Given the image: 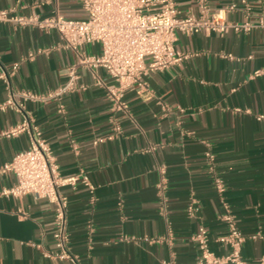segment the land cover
<instances>
[{
    "label": "crops",
    "instance_id": "1",
    "mask_svg": "<svg viewBox=\"0 0 264 264\" xmlns=\"http://www.w3.org/2000/svg\"><path fill=\"white\" fill-rule=\"evenodd\" d=\"M180 17L221 14L249 30L221 36L177 34L181 64L151 73L125 92L126 111H116L105 70L77 69L76 89L22 111L0 110V132L25 117L50 145L68 202L70 259L57 253L55 205L27 195L0 198V264H198L199 229L209 249L226 256L219 242L232 217L245 237L242 257L264 255V0H174ZM234 8H231L233 7ZM40 17L59 14L84 20L81 0H0V11ZM87 45L85 55L98 54ZM33 57L30 58V55ZM78 60L56 31L0 23V104L10 92L42 96L68 80ZM259 74H256V73ZM64 106V111L60 110ZM29 133L0 140V191L16 183L2 168L29 149ZM82 176L88 178L86 186ZM221 182L223 190L219 189Z\"/></svg>",
    "mask_w": 264,
    "mask_h": 264
},
{
    "label": "built area",
    "instance_id": "2",
    "mask_svg": "<svg viewBox=\"0 0 264 264\" xmlns=\"http://www.w3.org/2000/svg\"><path fill=\"white\" fill-rule=\"evenodd\" d=\"M81 4L86 13L84 20L67 19L59 14L45 18L35 13L21 16L15 14V9L0 11V23L12 22L20 27L58 32L63 47L78 56L77 62L68 69L66 85L57 92L39 96L31 92L12 91L8 99L0 104V110L12 108L22 111L23 104L15 101L17 96L27 102L60 98L73 92L78 80L77 69L84 67L106 71L114 81V85L107 88L113 108L116 111H126L125 92L128 89L136 84L142 85L143 80L151 73L177 66L186 58L175 48L178 33L190 35L205 31L223 36L230 30L239 32L250 28L248 25L229 23L221 14L211 17H180L174 0H81ZM87 45H99L100 53L85 55L83 48ZM32 57L33 54L30 55ZM18 69V63L9 71L0 69V79L15 75ZM60 110L64 111L63 105H60ZM259 120H264V116H259ZM24 132L30 134L31 146L17 153L2 168L3 173H11L16 177V183L0 191V198L33 195L55 205L54 239L57 253L49 256L58 260L70 259L68 202L61 195V188L67 185L75 187L79 178L61 176L50 145L42 132L31 125L28 117L21 124L0 132V140L11 139ZM82 178V182L89 186L88 178ZM219 189L223 190L221 182ZM226 221L228 232L220 237L219 242L229 248L228 254L215 255L209 249L207 230L201 227L195 236L201 253L198 264H247L242 257L245 237L232 217H227ZM259 264H264V255Z\"/></svg>",
    "mask_w": 264,
    "mask_h": 264
}]
</instances>
